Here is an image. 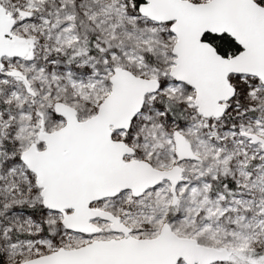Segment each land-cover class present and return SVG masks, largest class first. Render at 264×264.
<instances>
[{"label":"snow or ice","instance_id":"obj_1","mask_svg":"<svg viewBox=\"0 0 264 264\" xmlns=\"http://www.w3.org/2000/svg\"><path fill=\"white\" fill-rule=\"evenodd\" d=\"M0 264H264V0H0Z\"/></svg>","mask_w":264,"mask_h":264}]
</instances>
